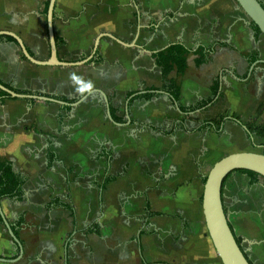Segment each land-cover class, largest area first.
<instances>
[{"label":"crops","instance_id":"1","mask_svg":"<svg viewBox=\"0 0 264 264\" xmlns=\"http://www.w3.org/2000/svg\"><path fill=\"white\" fill-rule=\"evenodd\" d=\"M49 3L0 0V32L16 35L39 62L51 56ZM53 29L62 63L86 61L103 35L123 44L100 39V64L93 56L80 66L43 67L31 64L14 38L0 36V84L67 104H0V158L28 178L24 203L0 202L23 256L0 216V264H222L203 215L205 180L228 155L263 153L262 140L232 120L222 136L197 130L226 114L248 121L264 105V36L256 41L235 0H57ZM174 44L192 52L180 104L214 99L215 86L224 95L189 116L160 93L132 101L163 86L152 54ZM201 47L215 51L197 66ZM72 71L93 80L95 94L81 100L68 80ZM49 154L56 159L51 167ZM222 199L245 256L264 264V179L251 184L235 172ZM147 205L161 216L147 218Z\"/></svg>","mask_w":264,"mask_h":264},{"label":"water","instance_id":"2","mask_svg":"<svg viewBox=\"0 0 264 264\" xmlns=\"http://www.w3.org/2000/svg\"><path fill=\"white\" fill-rule=\"evenodd\" d=\"M57 0H50L48 14H47V27H48V37L50 44V59L47 62H39L31 57L29 52L26 50V47L22 41L14 34L8 32H0V36H9L16 40L18 46L21 49L23 56L33 65L43 66V67H72L80 66L86 64L90 61L95 52L98 49L99 41L103 37H108L118 43L123 44L118 39L111 37L109 35H103L97 38L95 46L93 49V54L84 62L69 64L62 63L59 60L57 45L55 42V35L53 29V19H54V9ZM245 15L249 18L250 22L254 24L261 32V35L264 36V7L258 0H235ZM125 45V44H124ZM0 91L6 93L12 99H21V100H32L40 101L44 103H54L60 105H67L63 102H59L53 98L42 97L37 95H24L19 94L15 91H11L0 84ZM162 95H166L168 99L171 100L170 96L164 92H158ZM105 101L107 107V117L112 121V117L109 111V103L107 97L100 93ZM177 110L179 108L176 106ZM246 131V129L243 127ZM238 171H247L252 172L262 179H264V153H255V152H241L228 155L218 162H216L211 168L206 183L204 185L202 209L203 215L205 217V222L209 237L213 243V246L217 252L218 257L220 258L222 264H251L241 247L236 241L234 232L232 231L230 224L227 219V215L223 206V186L226 179L233 173ZM0 216H2L4 225L13 241L20 251V256H23V248L21 242L14 234L9 222L3 217L1 211L0 203ZM19 256V257H20ZM0 261H5L0 259ZM145 264H163V263H145Z\"/></svg>","mask_w":264,"mask_h":264},{"label":"trees","instance_id":"3","mask_svg":"<svg viewBox=\"0 0 264 264\" xmlns=\"http://www.w3.org/2000/svg\"><path fill=\"white\" fill-rule=\"evenodd\" d=\"M252 29L254 31L255 39L257 41L258 38L261 36V32L254 24H252ZM9 39L13 41L12 38ZM214 51H215V47L198 48L194 52V55L196 57V65L201 66L209 62L212 56L214 55ZM191 54L192 52L188 48L180 44L170 45L169 47H167L166 49L160 52L153 53L152 59L155 62L156 66L160 69L163 81L165 83L161 88H151L150 90L146 91L144 94H139V95L136 94V96L132 99V101L135 100L150 101L153 98H155V96L159 91H161L170 96L173 103L179 107L180 112L183 116H189L199 111L206 110L210 106H213L219 99L224 97V95L219 92V86H215L212 89V94L214 99L201 102L191 107H183L180 104L181 79L185 75V72L187 70V57ZM91 62L95 64H100L102 62L98 53H96V55L94 56ZM174 71L177 72V79L170 80L169 77ZM5 87L10 89L11 91H14L12 88L8 86ZM17 93L24 95L31 94L28 92H21V91H17ZM133 95H135V93L130 94L129 97ZM8 99L11 98L6 93L0 91V104H3ZM215 99L217 100L214 103ZM29 102L32 103L33 101H29ZM66 112H68V109H66ZM263 112H264V105L257 110L256 116L248 121H244L242 118L237 117L236 115L230 116L229 114H226L218 117L215 120L204 122V124L197 130V132H200L204 129H209L213 131L217 136H222L225 123L229 120H232L238 125L244 127L246 129V133L250 137H256L262 140V149L264 153V123L263 124L258 123ZM163 134L166 136H173V133H163ZM55 160L56 159L52 154L48 155V161L50 167L53 165ZM238 173L247 175L251 179V184L255 183L257 178H260L258 175L252 172L238 171ZM228 178L226 179V181L228 180ZM115 179L116 177H111L106 179L102 185V190L104 191L110 183L115 181ZM27 181L28 178L25 175L15 171L12 162L0 158V202L8 200L18 203H24L25 202L24 186L26 185ZM226 181L224 182V185ZM145 213L147 215V218L149 219L152 217L161 216V214L159 213H151L149 205L146 206ZM236 241L240 246V240L236 238Z\"/></svg>","mask_w":264,"mask_h":264},{"label":"clouds","instance_id":"4","mask_svg":"<svg viewBox=\"0 0 264 264\" xmlns=\"http://www.w3.org/2000/svg\"><path fill=\"white\" fill-rule=\"evenodd\" d=\"M68 80L74 93L78 95L81 100H86L97 91L93 80L86 78L84 75L79 74L76 71L69 73Z\"/></svg>","mask_w":264,"mask_h":264},{"label":"rangeland","instance_id":"5","mask_svg":"<svg viewBox=\"0 0 264 264\" xmlns=\"http://www.w3.org/2000/svg\"><path fill=\"white\" fill-rule=\"evenodd\" d=\"M253 152L261 154L260 151H258V150H254Z\"/></svg>","mask_w":264,"mask_h":264}]
</instances>
